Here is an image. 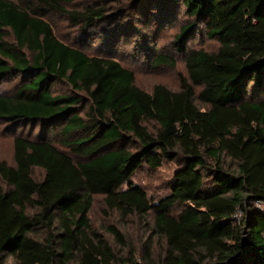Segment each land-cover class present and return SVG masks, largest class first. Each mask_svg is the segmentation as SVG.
<instances>
[{"label":"trees","instance_id":"obj_1","mask_svg":"<svg viewBox=\"0 0 264 264\" xmlns=\"http://www.w3.org/2000/svg\"><path fill=\"white\" fill-rule=\"evenodd\" d=\"M69 3L0 0V84L15 83L0 94V122L15 136V164L0 163V264H121L91 229L95 196L124 218L154 212V234L167 243L163 264H264V0H157L145 17L151 37L180 8L219 43L214 53L189 50L197 26L181 27L174 46L187 55L188 77L178 92L139 88L116 60L125 38L147 40L146 32L125 15L69 11ZM51 15L84 33L81 42L61 41ZM92 40L98 55L82 49ZM142 54L175 66L137 42L130 55ZM58 129L70 154L53 143ZM165 163L179 166L169 193L153 202L133 179ZM108 231L124 244L115 227Z\"/></svg>","mask_w":264,"mask_h":264},{"label":"rangeland","instance_id":"obj_2","mask_svg":"<svg viewBox=\"0 0 264 264\" xmlns=\"http://www.w3.org/2000/svg\"><path fill=\"white\" fill-rule=\"evenodd\" d=\"M157 0H70L66 6L69 11H81L87 6L95 8L106 9L108 15L118 16L125 15L121 21H129L134 26L139 28L141 33H147L146 39L141 40L137 38H125L121 43L119 54L115 57L123 67L134 72L136 76V85L147 91L152 92L156 85H163L173 92H178L181 89L180 77L187 78L188 71L186 67V54H182L176 50L174 46L175 36L180 32L181 27L189 23H195L194 20L189 19L185 10L178 8L176 10V21L172 25L164 28L157 35L152 36L153 27L147 24L145 17L148 16L154 6L157 5ZM125 12H123V10ZM145 15H142L141 12ZM140 12V13H139ZM51 25L54 28L56 36L67 44H75L79 41L78 37L84 38L85 34L78 31L71 23L63 16L51 15L49 17ZM197 31L191 37L190 42L187 43V49H200L203 48L208 52L214 53L219 49V43L216 40L209 39L205 26L195 23ZM150 26V27H149ZM76 38V39H75ZM137 42L142 43L143 46L151 48L156 54H162L173 59L175 66H157L153 60L146 58L143 54L140 57L130 55L131 49L134 50ZM81 45V43H79ZM100 40H92L86 45H81L83 51L91 54H100L99 50ZM77 45V44H76ZM54 91L56 94H68L69 88L65 86H55ZM15 83L0 84L1 93H14ZM198 106H202L197 103ZM204 107V106H202ZM87 111L83 105V113ZM155 123H148L150 131H157ZM0 122V163L7 162L13 166L14 160V138L13 133L6 130ZM33 130L27 128L20 130L17 135L24 133L25 135L32 133ZM39 129H35L34 136H37ZM58 129L53 135L54 145L61 151L70 154V149L67 148L65 143V136L60 134ZM81 136V133H79ZM226 165H231L235 168V163L228 157H224ZM177 163H165L161 168L156 171L144 169L137 174L133 183L141 186L148 194V197L153 202H158L163 199L168 193V185L174 175V171L178 168ZM36 179H41L44 172L38 168L34 169L33 173ZM0 184L4 185L0 176ZM180 210L177 207L174 212ZM91 229L101 236H103L115 250L121 264L127 262L130 258L133 262L138 264H163L167 252L166 240L157 234H154L155 214L151 212L144 221L138 216H130L124 218L116 211H111L105 204L103 196H95L93 207L90 213ZM110 227H115L123 236L124 244L117 242L115 237L108 231ZM41 236H44L41 233ZM5 264H15L12 257H6Z\"/></svg>","mask_w":264,"mask_h":264},{"label":"built area","instance_id":"obj_3","mask_svg":"<svg viewBox=\"0 0 264 264\" xmlns=\"http://www.w3.org/2000/svg\"><path fill=\"white\" fill-rule=\"evenodd\" d=\"M259 205V204H258ZM259 206H261V205H259Z\"/></svg>","mask_w":264,"mask_h":264}]
</instances>
